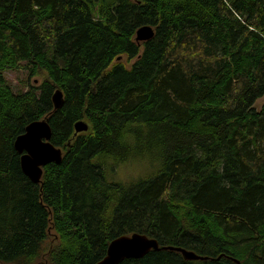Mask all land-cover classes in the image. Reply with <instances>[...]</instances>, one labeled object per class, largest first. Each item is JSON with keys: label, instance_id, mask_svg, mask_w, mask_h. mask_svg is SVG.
Here are the masks:
<instances>
[{"label": "trees", "instance_id": "16d2710c", "mask_svg": "<svg viewBox=\"0 0 264 264\" xmlns=\"http://www.w3.org/2000/svg\"><path fill=\"white\" fill-rule=\"evenodd\" d=\"M20 68L45 78L16 92ZM262 97L264 0H0V264H96L135 232L208 258L119 264H264ZM44 118L63 159L35 183L14 142Z\"/></svg>", "mask_w": 264, "mask_h": 264}, {"label": "water", "instance_id": "95a60500", "mask_svg": "<svg viewBox=\"0 0 264 264\" xmlns=\"http://www.w3.org/2000/svg\"><path fill=\"white\" fill-rule=\"evenodd\" d=\"M155 27L150 24L142 25L136 32V41L141 43L155 36ZM55 108L63 105V92L56 90L53 95ZM89 124L84 120L76 123V134L88 131ZM52 128L46 118L35 120L27 125L24 133L17 136L14 146L21 153V167L23 172L33 182L40 183L43 176L44 166L49 163H61L63 159L62 148L56 147L52 142ZM176 250L183 254L186 259H207V256L174 245H160L156 238L146 234L135 232L131 235H122L113 239L108 247L106 256L96 264H119L124 259H139L151 250ZM238 264H243L235 259Z\"/></svg>", "mask_w": 264, "mask_h": 264}, {"label": "rangeland", "instance_id": "374dc122", "mask_svg": "<svg viewBox=\"0 0 264 264\" xmlns=\"http://www.w3.org/2000/svg\"><path fill=\"white\" fill-rule=\"evenodd\" d=\"M6 77L9 83L12 85L14 91L16 92L26 91L29 86V81L32 82V84L34 85H38L45 78L44 75H37L35 77H31L29 71L24 68H20L19 70H10L6 73ZM263 104H264V97L260 98L257 101L255 107L257 108V110H260ZM83 120L87 122L86 119ZM138 172H139L138 166L129 165L119 170L118 178L127 179L130 177H135L138 175ZM58 242H59V233L56 231V229L53 228L52 230H50L48 240L46 241L43 247L41 255L43 256L44 254H47V252Z\"/></svg>", "mask_w": 264, "mask_h": 264}]
</instances>
